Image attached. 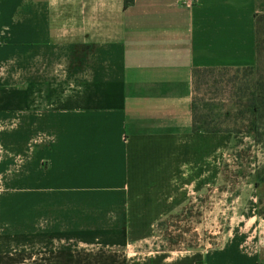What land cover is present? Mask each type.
<instances>
[{
    "label": "crops",
    "instance_id": "1",
    "mask_svg": "<svg viewBox=\"0 0 264 264\" xmlns=\"http://www.w3.org/2000/svg\"><path fill=\"white\" fill-rule=\"evenodd\" d=\"M263 13L264 0H0V264L264 262L257 187L219 247L130 254L220 183L233 136L193 130V70L255 65Z\"/></svg>",
    "mask_w": 264,
    "mask_h": 264
},
{
    "label": "rangeland",
    "instance_id": "2",
    "mask_svg": "<svg viewBox=\"0 0 264 264\" xmlns=\"http://www.w3.org/2000/svg\"><path fill=\"white\" fill-rule=\"evenodd\" d=\"M264 14V13H263ZM261 38L264 41V22ZM264 55V50H263ZM260 68L264 67V59ZM260 73V70H258ZM244 78L245 72L231 70L228 75ZM257 75L252 74L251 77ZM258 76V75H257ZM200 96H216L214 110L230 107L227 93L212 94L202 85ZM221 102V103H220ZM260 136L252 130L242 132L228 140L226 159L222 164L220 183L205 195L194 199L184 211L157 224L154 232L131 246V258L138 261L158 258V249L182 250L193 248H216L222 245L238 227L246 205L253 200L257 187L258 211L264 214V123L259 126ZM259 182L258 186L256 183ZM248 210V209H247ZM125 255L117 260L122 262Z\"/></svg>",
    "mask_w": 264,
    "mask_h": 264
},
{
    "label": "trees",
    "instance_id": "3",
    "mask_svg": "<svg viewBox=\"0 0 264 264\" xmlns=\"http://www.w3.org/2000/svg\"><path fill=\"white\" fill-rule=\"evenodd\" d=\"M134 0H124V7L133 4ZM264 14L256 15V52L257 62L253 66L244 67H196L193 70V130L207 133H231L235 138L242 132L252 130L261 135L259 126L264 123V67L260 63L264 59V41L261 38ZM244 71V78L228 75V72ZM260 70V73L258 72ZM257 75L251 77L252 74ZM202 85L212 94L227 93L226 101L230 107L214 110L216 96L201 97ZM221 103V102H220ZM264 181V175L261 177ZM259 182L256 183L258 186ZM258 264H264L259 262Z\"/></svg>",
    "mask_w": 264,
    "mask_h": 264
}]
</instances>
